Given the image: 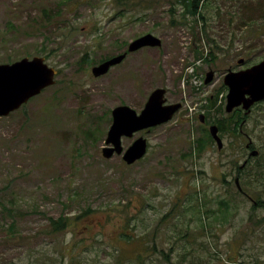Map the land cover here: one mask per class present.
Wrapping results in <instances>:
<instances>
[{
	"label": "rangeland",
	"instance_id": "obj_1",
	"mask_svg": "<svg viewBox=\"0 0 264 264\" xmlns=\"http://www.w3.org/2000/svg\"><path fill=\"white\" fill-rule=\"evenodd\" d=\"M127 2L0 0V63L40 55L58 70L55 84L0 118V201L15 210L0 223L15 217L20 233L0 235V264H264V209L225 182L236 153L211 143L203 109L186 124L175 117L124 137L125 148L141 135L149 141L132 165L102 156L112 109L140 112L158 87L185 92L189 104L197 87L204 98L219 92L207 104L213 120L228 68L264 60V0H207L198 20L178 0ZM149 32L161 47L92 75ZM200 67L216 71L211 84ZM65 212L67 229L47 234V217Z\"/></svg>",
	"mask_w": 264,
	"mask_h": 264
},
{
	"label": "water",
	"instance_id": "obj_2",
	"mask_svg": "<svg viewBox=\"0 0 264 264\" xmlns=\"http://www.w3.org/2000/svg\"><path fill=\"white\" fill-rule=\"evenodd\" d=\"M162 39L153 33L144 34L132 40L127 51L107 59L91 69L92 75L99 77L109 72L111 67L120 64L129 52L138 51L144 47H160ZM240 62H243L241 59ZM58 70L50 66L45 56H26L10 63H0V117L8 116L21 108L32 97L39 95L45 88L56 82ZM214 71L207 73L205 82L213 81ZM228 86L227 112L242 106L247 112L253 104L264 99V61L238 71L230 70L224 77ZM165 88L154 89L148 100L138 113L129 105L122 104L112 110L113 121L108 130L102 156L111 158L115 154L123 156V160L131 165L142 159L148 149V141L144 136L135 139L124 148L123 137H133L135 132L168 122L178 110L179 104L165 105ZM218 127L212 125L210 132L222 147L221 138L217 135ZM258 152H252L256 155Z\"/></svg>",
	"mask_w": 264,
	"mask_h": 264
},
{
	"label": "flooded vegetation",
	"instance_id": "obj_3",
	"mask_svg": "<svg viewBox=\"0 0 264 264\" xmlns=\"http://www.w3.org/2000/svg\"><path fill=\"white\" fill-rule=\"evenodd\" d=\"M125 45L128 48V44L126 43ZM127 48L122 52L127 51ZM130 53L127 54V57ZM116 55L117 54L107 57V59ZM241 59L243 60V62H240ZM241 59H239L238 61V67H236L237 65H235L233 67L236 68L230 67L228 68V71L240 70L257 64H250L249 60L245 58ZM206 69L207 67H200L199 69H197L196 73H200L201 76L206 74L207 76V73L209 71L207 72ZM213 71L214 81L216 79V71ZM198 74H196V76H199ZM205 79H203L202 82L203 86L207 85ZM224 85L221 86L225 87L226 85ZM163 88L167 89L164 104H179V108L174 113L171 120L177 117L176 120L179 122V124H186L189 120L193 118V114L196 110H198V107L199 109L204 110L203 114H198V118L202 124V128L205 129L206 132L210 133V136L212 138L211 143L213 145L217 144L210 132V127L212 125H216L218 127L217 135L221 138L222 141L221 148H219L217 144L218 150L222 153V155L228 148L231 149V152H233L234 154L236 153V155L230 156V162L228 164L230 165L231 174L229 172V177L226 178L225 182L228 183V185L231 184L234 191H236L238 194H242L247 197L252 203V208H254L255 206V209H264V199L262 197L256 198L255 196L256 194L264 195V150L261 148L264 145V133L262 134L261 132H259L261 130L264 132V99L255 102L249 112H247L242 106L235 108L232 112H227V87V94L223 96L221 104L216 107V117L213 118V120H210L209 112H207V97H203V91L200 89L201 87H197L195 89V93H199L200 95L198 96L199 101H195L192 104H189L185 95H183V93L185 92H172L169 88ZM213 97L214 96L212 95V98ZM205 100L206 102L204 103L203 101ZM158 126L160 125H157L156 127ZM156 127H152L151 129H154ZM200 137L201 136H199L198 139ZM258 138L259 140H261V143L263 142V144H258ZM239 148H242L241 153L239 152ZM254 151H257L258 153L256 155H252V152ZM232 178L234 179L233 182ZM226 201L227 200H222L223 203L228 205ZM260 201H262L263 203H260Z\"/></svg>",
	"mask_w": 264,
	"mask_h": 264
},
{
	"label": "trees",
	"instance_id": "obj_4",
	"mask_svg": "<svg viewBox=\"0 0 264 264\" xmlns=\"http://www.w3.org/2000/svg\"><path fill=\"white\" fill-rule=\"evenodd\" d=\"M119 1L121 4H126V5L128 4L127 0L126 1L119 0ZM178 1L184 5L185 10L187 11V15L194 16L197 18V20L199 19V17L201 18L204 17V14L202 13V7L205 5V2L207 0H178ZM119 13L121 14L122 11H120ZM89 58L90 57L88 56V59L86 58V60H89ZM105 59H107V57H105L102 61H104ZM225 88L227 89L226 86ZM213 96L214 97L212 98V95H209L207 98L209 108H212V106L217 105L219 92H217L216 94H213ZM90 133L91 135H93V132H90ZM93 136H95V134ZM204 143H205L204 141H201L199 139L197 140L195 148L197 149L198 152L205 148ZM260 203H263V202L260 201ZM254 209H255V206H254ZM14 213H15L14 208L8 207L0 201V216L2 214L13 216ZM79 217L80 215L76 216V218L78 219ZM71 218L72 216L66 212L64 214H61L58 218L47 217L49 224L47 225V229L45 230L46 233L51 236L52 235L56 236L60 232L67 229L70 221L72 220ZM15 220L16 218L13 217V220L10 221L11 223H7L6 225H3L2 223H0V235H3V234H5V236L12 235L13 237L19 238L20 233H19L16 223L14 222Z\"/></svg>",
	"mask_w": 264,
	"mask_h": 264
}]
</instances>
